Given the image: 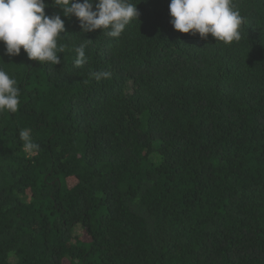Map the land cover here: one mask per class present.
<instances>
[{"label": "trees", "instance_id": "16d2710c", "mask_svg": "<svg viewBox=\"0 0 264 264\" xmlns=\"http://www.w3.org/2000/svg\"><path fill=\"white\" fill-rule=\"evenodd\" d=\"M130 2L119 38L61 13L60 65L0 43L20 89L0 115V264H264V0H235L231 45L175 31L170 0Z\"/></svg>", "mask_w": 264, "mask_h": 264}, {"label": "clouds", "instance_id": "9594fccd", "mask_svg": "<svg viewBox=\"0 0 264 264\" xmlns=\"http://www.w3.org/2000/svg\"><path fill=\"white\" fill-rule=\"evenodd\" d=\"M136 5L130 0H52L60 13L50 16L45 11L49 7L45 0H0V43L9 57L19 56L23 49L29 60L60 65V54L69 50L67 43L60 42L67 35L61 13L65 18L75 17L84 34L102 30L109 37L119 38L133 20H138ZM169 14L175 31L198 34L201 39L211 35L225 45L240 41L246 22L235 0H170ZM85 48L81 44L70 49L75 52L77 68L89 62ZM91 76L99 82L110 78L111 73L92 71ZM19 107L17 80L0 67V115L16 113ZM19 139L29 155L39 151L31 128L21 129Z\"/></svg>", "mask_w": 264, "mask_h": 264}]
</instances>
